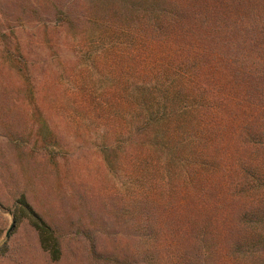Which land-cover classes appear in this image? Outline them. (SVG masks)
<instances>
[{
	"label": "trees",
	"instance_id": "1",
	"mask_svg": "<svg viewBox=\"0 0 264 264\" xmlns=\"http://www.w3.org/2000/svg\"><path fill=\"white\" fill-rule=\"evenodd\" d=\"M52 7L53 28L86 61L53 109L110 175L128 180L132 203L114 213L133 216L144 264H264V0ZM48 109L40 105L35 134L54 161L65 145ZM16 204L57 260L56 230L23 194Z\"/></svg>",
	"mask_w": 264,
	"mask_h": 264
},
{
	"label": "rangeland",
	"instance_id": "2",
	"mask_svg": "<svg viewBox=\"0 0 264 264\" xmlns=\"http://www.w3.org/2000/svg\"><path fill=\"white\" fill-rule=\"evenodd\" d=\"M57 2L75 8L81 0H0V264H144L146 247L132 231L133 216L114 213L132 203L126 198L134 196L128 180L117 169L110 175L90 139L63 130L53 109L54 103L67 102L72 75L86 62L73 58L63 34L53 28ZM21 58L28 65L33 102L25 94ZM40 105L49 108L48 124L65 145L54 161L35 134ZM21 194L58 233L57 260L18 215Z\"/></svg>",
	"mask_w": 264,
	"mask_h": 264
}]
</instances>
